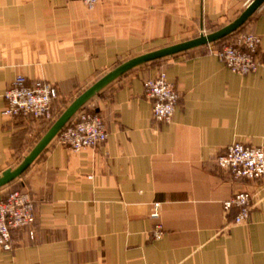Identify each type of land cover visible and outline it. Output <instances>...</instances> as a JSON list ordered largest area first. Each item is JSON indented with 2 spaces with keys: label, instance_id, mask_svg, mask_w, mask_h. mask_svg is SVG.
Wrapping results in <instances>:
<instances>
[{
  "label": "crops",
  "instance_id": "obj_1",
  "mask_svg": "<svg viewBox=\"0 0 264 264\" xmlns=\"http://www.w3.org/2000/svg\"><path fill=\"white\" fill-rule=\"evenodd\" d=\"M246 7L235 0H0V174L16 168L50 129L6 117L4 92L18 77L46 82L58 115L121 64L209 34ZM262 39L256 73H233L206 46L137 67L84 109L104 119L108 140L74 152L54 139L18 180L30 192L35 239L12 232L0 264H264V185L235 180L217 158L235 143L264 149V5L246 24ZM167 74L180 100L159 124L144 82ZM238 192L252 194L235 225ZM160 204L159 220L151 217ZM161 224L164 235L152 232Z\"/></svg>",
  "mask_w": 264,
  "mask_h": 264
},
{
  "label": "built area",
  "instance_id": "obj_2",
  "mask_svg": "<svg viewBox=\"0 0 264 264\" xmlns=\"http://www.w3.org/2000/svg\"><path fill=\"white\" fill-rule=\"evenodd\" d=\"M89 9H93L104 0H79ZM247 7L252 0H235ZM262 39L252 32H243L226 39L213 52L233 73L246 76L256 73L262 66L259 60ZM146 97L153 102V117L159 124L172 122L180 94L167 74L160 71L155 78L144 82ZM59 94L55 86L46 82L28 85L24 76H18L4 92L6 117H30L34 120L54 123L56 121L54 104ZM56 142L74 152L97 148L108 140V130L100 114L91 109H81L65 129L56 137ZM219 168L225 170L235 180H250L264 185V149L235 143L217 158ZM236 207L238 214L235 225L249 222L252 210V194L238 192L234 198L224 204L229 212ZM151 217L159 220L160 204H155ZM36 222L35 203L30 192L12 190L0 199V248L13 249L12 232L28 231L31 240L35 239L33 226ZM164 229L156 225L152 232L155 240H161Z\"/></svg>",
  "mask_w": 264,
  "mask_h": 264
},
{
  "label": "water",
  "instance_id": "obj_3",
  "mask_svg": "<svg viewBox=\"0 0 264 264\" xmlns=\"http://www.w3.org/2000/svg\"><path fill=\"white\" fill-rule=\"evenodd\" d=\"M264 0H252L245 10L230 24L219 30L209 34L202 33L199 37L182 43L174 44L165 48H161L147 54L138 56L116 67L107 73L87 90L81 93L66 110L56 119L47 133L37 143L33 150L24 158V160L16 167L10 168L0 174V190L10 185L14 181L21 178L24 173L38 160L41 154L56 139V137L65 129L72 119L83 109L90 101H92L107 86L124 76L131 70L153 63L162 59L174 57L176 55L189 52L198 48L210 46L218 43L228 37L239 32L249 20L262 8Z\"/></svg>",
  "mask_w": 264,
  "mask_h": 264
},
{
  "label": "trees",
  "instance_id": "obj_4",
  "mask_svg": "<svg viewBox=\"0 0 264 264\" xmlns=\"http://www.w3.org/2000/svg\"><path fill=\"white\" fill-rule=\"evenodd\" d=\"M243 32H250V31H248V29L246 28V25L244 26V27H242L241 29H240V31L239 32H237V33H235L234 35H236V34H238V33H243ZM226 41V39H224V40H222V41H220V42H218V43H215V44H212V46H220L223 42H225ZM160 61V60H159ZM155 62H158V61H155ZM154 63V62H153ZM65 111V110H64ZM64 111H62L61 113H59L58 115L55 113V116H56V119H58V117H60V115L64 112ZM52 124L53 123H50V127L52 126Z\"/></svg>",
  "mask_w": 264,
  "mask_h": 264
},
{
  "label": "rangeland",
  "instance_id": "obj_5",
  "mask_svg": "<svg viewBox=\"0 0 264 264\" xmlns=\"http://www.w3.org/2000/svg\"><path fill=\"white\" fill-rule=\"evenodd\" d=\"M3 198V195H0V199H2Z\"/></svg>",
  "mask_w": 264,
  "mask_h": 264
}]
</instances>
